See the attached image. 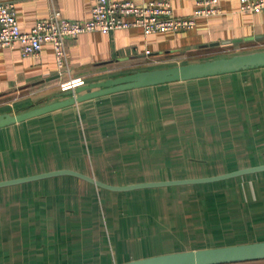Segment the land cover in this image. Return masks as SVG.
I'll return each instance as SVG.
<instances>
[{"label": "rangeland", "instance_id": "1", "mask_svg": "<svg viewBox=\"0 0 264 264\" xmlns=\"http://www.w3.org/2000/svg\"><path fill=\"white\" fill-rule=\"evenodd\" d=\"M222 49H226L227 54L234 53L227 46H221L183 50L170 56H180L181 63H187L214 58V54H222ZM171 65L175 64H166ZM231 75L236 77L193 82L191 85L194 86L189 87L187 95L197 103H188L183 109L175 111L172 116L175 121L172 123L176 130L169 134L170 138H175L176 134L181 136L182 128L192 126L191 130L184 132L186 138L182 140L185 143L190 140L209 141L205 147L201 143L195 148L189 147V153L196 155H185L190 160H206L198 157L212 153L213 149L226 147L236 153L232 152L230 156L226 149L222 154L229 155V159L233 157V160L228 159V163H224L226 161L219 162L218 159L212 163L196 164L197 166L184 165L182 162L177 163L183 160L176 157L184 155L177 156L175 149L180 148L179 152H182L186 145L170 144V153L176 155L175 167H170L173 170L170 171V178L177 172L191 177L199 174L194 176L199 177L224 173L248 164L264 163V155L261 156L264 151V68L237 71V74ZM229 93L233 95L232 102L224 98ZM182 95L184 99L185 91L178 93L177 100ZM186 99L187 97L184 100ZM206 101L210 105L206 106ZM171 106L174 107L172 101ZM201 108L213 111L227 109V116L219 115L221 111L218 115L202 116L197 112ZM141 111L150 112L147 107ZM193 117L198 118L197 123L193 120L190 122ZM152 120L151 131L156 136L157 130L164 123H157L155 118ZM211 123L216 126V133L207 126ZM68 126H73V123L69 122ZM197 127L201 131H195ZM46 129L50 131L51 126L48 124ZM235 131L237 133L233 134ZM80 132L84 136V141H81L84 144V154H81V148L78 149L80 152L77 151L80 143L74 137L75 128L68 131V142L60 143L57 135L47 132L45 136L41 134L38 140L31 139L30 144L27 138L19 139L18 134L13 135L17 132L12 129L1 130L0 178L54 169H75L88 173L89 164H86L84 155L88 154L90 157V152L94 150V138L92 132L87 131L91 143L89 147L85 131ZM148 149V146L136 145L125 149V152L129 150L133 154L144 155L149 152ZM76 159H81L82 162H74ZM172 159L173 155H170V160ZM89 163L91 166V161ZM141 173L138 167H133L128 172L133 177ZM90 183L77 176L64 174L0 187V264H113L156 255L154 252L160 254L163 250L173 252L194 249L193 247L197 249L264 240V170L215 181L130 190L100 189ZM130 183L137 182L120 180L114 184ZM167 196L170 201L166 200ZM134 199L137 204H144L149 208L156 204L159 207L170 205V244L163 246L152 243L154 238H147L148 231H151V224L148 222L143 223L148 227L145 229L125 228L128 222L134 224L145 219V213L142 218L136 217L143 211L134 213L131 205ZM140 205L136 210L144 209ZM156 230L152 229L153 232ZM149 239L151 243L143 250L122 249L125 245L130 248Z\"/></svg>", "mask_w": 264, "mask_h": 264}, {"label": "crops", "instance_id": "2", "mask_svg": "<svg viewBox=\"0 0 264 264\" xmlns=\"http://www.w3.org/2000/svg\"><path fill=\"white\" fill-rule=\"evenodd\" d=\"M0 1H13L15 3L18 20L24 30H30L37 21L47 18L50 14L51 4L49 0ZM134 1L143 3L148 0ZM169 1H171L177 15H190L196 8L195 0ZM93 2L94 0H55L64 16L76 20L91 17ZM219 4L222 9L220 15L198 17L196 26L190 30L147 34L140 28L132 27L113 29L109 32H84L76 37L69 38L67 49L71 70L70 73H64L63 75L59 74L50 43L44 44L39 56H24L19 43L11 47L0 48V112L9 111L14 113L16 110L20 111L23 108L36 107L53 101L54 95L61 91V82L69 79V77H83L86 83H90L140 69L166 66L169 63L178 64L181 63L182 58L177 55L170 56V54L195 48L227 46L228 50L234 51L233 54L264 49V13L241 11L239 0H219ZM234 39L240 40L232 41ZM224 40H231L232 42L210 45L212 42ZM147 50L150 52L148 53ZM220 53L222 54L216 53L214 55H233L227 54L226 49H222ZM255 69L257 68L241 71L246 72ZM231 74H237V72L106 93L1 127L0 131L12 129L17 132L13 135L18 134L19 139L27 138L28 144H30L31 139L38 140L41 138V134L45 136L47 132H52L60 138V143H62L69 141L68 131L75 128L74 137L80 143L77 151L80 152L78 149L81 148L83 150L81 154H84L85 150L84 144L81 142L84 141V136L80 130L85 131L89 147L91 143L87 131H90L94 138V150L90 152V157L88 154L84 155L86 164H89L87 174L94 175L96 178L112 184L119 183L120 180L143 182L191 177V175H179L177 172L170 178V171L173 172L170 167H175L174 159L182 158L183 161L177 163L182 162L183 164L193 165L212 163L218 159L219 162L224 160L226 161L224 163H228L231 154L236 152H233L234 150L229 151L230 148L225 146L226 148L213 149L212 153L209 152L206 153V156L198 157L206 160H190L185 155H189V157H196V155L189 153V147L194 146L195 148L200 145L199 143L205 147L209 142H192L190 140L188 143L179 142L176 144V146L186 145L187 152H184L185 149L182 152H179L180 148L175 149L177 150L175 153L177 156L184 155L175 158L176 155L170 153L171 139L169 132L176 130L174 123H172L175 119L173 120L172 116L175 111L183 109L188 103H197L193 97L187 95L189 87L194 86L191 85L193 82L203 83L219 77L229 78L226 76H232L233 78L235 75ZM200 85L198 84V86ZM183 91H185V98L187 97V99L184 100L185 98L183 99L182 95L177 100L178 93ZM231 94H225L224 98L228 102L232 100L233 95ZM200 97L203 98L202 93H200ZM205 100L207 99L205 98ZM170 101H172L174 107H170ZM142 103L144 104L141 105ZM153 105L155 109H153ZM205 105H210V102L206 101ZM144 107H147L150 112H142L141 110ZM166 110L170 113H164ZM198 111L203 114L202 116L218 115L219 111H221L219 115L227 116V109L213 111L201 108ZM154 118L157 123H164V126L157 130L156 136L151 131L152 119ZM197 119V117H193L190 122L193 120L194 123H197ZM69 122H72L73 126H68ZM48 124L51 126L50 131L46 129ZM211 125L214 124L211 123L208 126ZM190 128L192 126L184 127L181 131L185 132ZM144 132H150V134L144 135ZM236 139L238 138L236 137ZM135 144L148 146L147 151L149 152L144 155H136L129 152V150L125 152V149H130L131 146H136ZM213 148L217 147L213 146ZM226 149L230 152V156L222 154ZM215 153L217 155H214ZM170 155H173L172 160H170ZM263 155L264 151L261 152V156ZM76 158H78V154ZM230 159L233 160V157ZM74 162L81 163L82 160L76 159ZM245 166H250V164L239 168ZM133 167H138V170L142 172L141 175L130 176L128 172ZM20 176L25 175H13L4 177V179ZM166 200L170 201V197L167 196ZM136 201L134 199L131 203L134 207L133 211L134 213L143 211L136 217L142 218L145 213V219H141L134 224L128 222L129 224L125 225V228L145 229L148 227L143 223L148 222L151 224V231H148L147 238L153 237L154 239L151 242L155 244L163 246L170 244V205L164 204L163 207H159L157 204H154L155 206L149 204L153 206L149 208L144 204H137ZM138 205L144 206V209L136 210ZM136 217L135 219H137ZM152 229L158 230L153 232ZM151 242L150 239L144 240L138 243L137 246H130L129 248L128 245H125L122 249L124 251L126 249L143 250ZM160 252L166 253L167 251ZM233 264H264V259Z\"/></svg>", "mask_w": 264, "mask_h": 264}, {"label": "water", "instance_id": "3", "mask_svg": "<svg viewBox=\"0 0 264 264\" xmlns=\"http://www.w3.org/2000/svg\"><path fill=\"white\" fill-rule=\"evenodd\" d=\"M240 39H234L237 41ZM231 40L215 41L210 45L232 42ZM264 67V49L229 56H220L206 60L192 61L171 66L155 67L132 71L123 75L109 77L99 81L85 83L67 90H61L53 101L36 107L23 108L14 113L0 112V128L38 116L55 109L77 104L91 97L124 89L139 88L173 81H184L219 74L233 73L241 70ZM65 96V97H63ZM264 170V163L245 166L220 174L186 177L176 179L143 181L117 185L96 178L75 169H54L42 173L0 180V187L38 180L42 178L69 174L95 184L97 187L111 190H130L141 187L200 183L225 179L247 173ZM264 259V240L238 244L222 245L160 253L131 259L114 264H232Z\"/></svg>", "mask_w": 264, "mask_h": 264}, {"label": "built area", "instance_id": "4", "mask_svg": "<svg viewBox=\"0 0 264 264\" xmlns=\"http://www.w3.org/2000/svg\"><path fill=\"white\" fill-rule=\"evenodd\" d=\"M50 14L35 23L30 30L22 29L13 1H0V48L21 45L24 56H39L45 43L54 51L59 74L70 73L67 40L84 32H109L118 28H140L147 34L178 32L193 29L198 17H213L222 13L219 0H195L196 8L190 15H177L169 0H94L91 17L70 19L63 15L55 0H49ZM243 12H263L264 0H239ZM149 53L150 51L147 50ZM83 77H69L61 82L67 90L83 85Z\"/></svg>", "mask_w": 264, "mask_h": 264}, {"label": "trees", "instance_id": "5", "mask_svg": "<svg viewBox=\"0 0 264 264\" xmlns=\"http://www.w3.org/2000/svg\"><path fill=\"white\" fill-rule=\"evenodd\" d=\"M227 56V55H226ZM217 57H220V56H217ZM205 60V59H204ZM259 68H261V67H259ZM232 102V101H231ZM244 111V110H243ZM261 122V121H260ZM208 126V125H207ZM209 127V126H208ZM209 128H211V129H214V133H216V131H217V128H216V126H210ZM199 130L201 131V128L200 127H197V129L195 130V131H198L199 132ZM235 133H237V131H235V132H233V134H235ZM181 136L179 135H177L176 134V137L174 138V136H173V138L171 137L170 139V144H172V145H176L177 143H179V142H182L183 140L182 139H185L186 137H185V135H184V131H182L181 132ZM184 142V141H183ZM0 179H4V178H0ZM90 184H92L93 185V183H90ZM95 186V185H94ZM97 187V186H96ZM98 188H100V189H102L101 187H98ZM256 261V260H255ZM233 264V263H232Z\"/></svg>", "mask_w": 264, "mask_h": 264}]
</instances>
